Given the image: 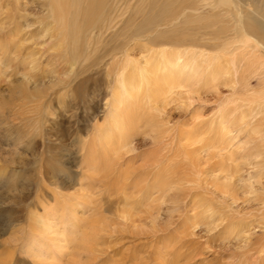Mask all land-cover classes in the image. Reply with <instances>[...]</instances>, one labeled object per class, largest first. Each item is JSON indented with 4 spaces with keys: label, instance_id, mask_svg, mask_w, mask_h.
<instances>
[{
    "label": "rangeland",
    "instance_id": "374dc122",
    "mask_svg": "<svg viewBox=\"0 0 264 264\" xmlns=\"http://www.w3.org/2000/svg\"><path fill=\"white\" fill-rule=\"evenodd\" d=\"M70 1L0 0V264H69L87 233L93 251L77 264H264L263 115L235 112L238 137L225 158L215 150L207 186L152 189L155 177L188 174L187 150L216 143L217 130L197 137L196 129L207 128L218 102L203 95L207 102L186 107L140 94L111 112L113 70L97 59L102 48L72 62L73 33L63 25ZM149 49L139 43L130 55L140 60ZM98 134L107 136L94 143V176L80 167L79 147ZM53 244L67 248L61 258Z\"/></svg>",
    "mask_w": 264,
    "mask_h": 264
},
{
    "label": "bare ground",
    "instance_id": "6f19581e",
    "mask_svg": "<svg viewBox=\"0 0 264 264\" xmlns=\"http://www.w3.org/2000/svg\"><path fill=\"white\" fill-rule=\"evenodd\" d=\"M70 2L73 11L63 25L66 24L64 29L67 28L69 33H73L72 43L75 53L71 56L72 62L80 64L87 61L95 56L99 48H102L104 53L102 52L103 55L97 59L107 58L106 67L113 70V73L109 74V76L112 74L113 81L112 104H108L111 112L117 113L120 108L128 105V102L135 101L140 94H146L149 100L161 98L162 102L167 98L172 101L174 97L183 99L184 103L181 104L186 107L195 101L207 102L205 100L207 98L203 99V95L212 97L218 102L220 108L207 128L196 129L197 137L205 136L207 133L209 135L217 130L216 143L209 140L200 147L187 150L184 155L190 159L188 174L184 173L181 177L178 175L176 181L170 177L165 178L164 182L163 178L155 177L150 187L166 192L164 188L166 184H174V186L186 184L197 189L202 185L207 186L202 177L207 174L210 161L216 156V152L218 158H225L221 153L228 152L238 137L235 135L238 131H234L233 127L237 126V122H243L242 117L234 116L235 112L241 109L239 107L246 108L254 116L262 114L264 117V0H71ZM127 13L129 16L125 20ZM139 43L151 49L143 51L140 60H136L130 54ZM251 80L258 81L257 88L250 86ZM219 87L226 88L230 93L229 96L223 98L218 91ZM236 102L240 106H236ZM152 111L159 114L156 108ZM154 121H158L157 118ZM118 122L116 121V125L121 127L122 122ZM106 134H98L99 136H93L89 142H81L80 167L84 165L88 174L92 172L95 176L92 168L95 162L93 155L96 154L94 143L105 140L103 136H107ZM165 134L166 138L171 140V135H167L168 132ZM164 137L163 134L160 135V139ZM203 152L206 154L204 158L200 156ZM165 158L164 155L158 158L155 167L159 172L162 170V162ZM174 186L170 187L169 191L173 189L177 191ZM222 193L226 194V192ZM166 195L169 197V194ZM50 222L53 224V220ZM51 224L45 222V226L42 225L45 231L42 233L50 236L54 231L50 230L53 226ZM64 230L57 235L63 237L66 232ZM97 230L91 231L94 233ZM52 236L47 237L48 241H53ZM91 242L87 233L81 248L83 255L77 252L79 249L74 251L73 255L69 253L72 258L69 264H77L75 260L80 259L79 255L89 258L93 251ZM53 246L56 249L54 253H58L59 250L61 258L66 252L63 250L67 248L65 245L58 247L53 244Z\"/></svg>",
    "mask_w": 264,
    "mask_h": 264
}]
</instances>
